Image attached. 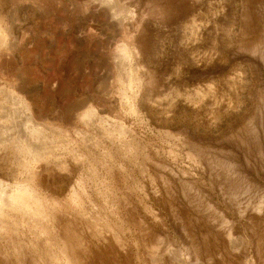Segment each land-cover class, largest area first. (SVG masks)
<instances>
[{
    "label": "rangeland",
    "instance_id": "374dc122",
    "mask_svg": "<svg viewBox=\"0 0 264 264\" xmlns=\"http://www.w3.org/2000/svg\"><path fill=\"white\" fill-rule=\"evenodd\" d=\"M0 21V264H264V0Z\"/></svg>",
    "mask_w": 264,
    "mask_h": 264
},
{
    "label": "bare ground",
    "instance_id": "6f19581e",
    "mask_svg": "<svg viewBox=\"0 0 264 264\" xmlns=\"http://www.w3.org/2000/svg\"><path fill=\"white\" fill-rule=\"evenodd\" d=\"M4 32L2 31V28H1V21H0V44H3L4 43ZM30 151V150H29ZM30 168L31 166L28 165ZM29 168V170H30ZM34 193L33 192V189L31 187L30 184L26 185L22 191L19 193L17 192V194L15 196H13L12 198H10V204L9 206L12 207V209L16 212H20L22 209H27L28 207V203H27V200H25L24 197L28 196L29 194H32ZM3 211L0 210V216L3 215L2 213Z\"/></svg>",
    "mask_w": 264,
    "mask_h": 264
}]
</instances>
